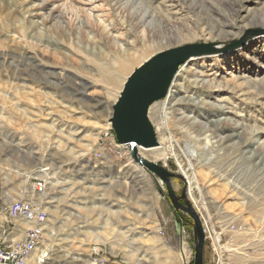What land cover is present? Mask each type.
Instances as JSON below:
<instances>
[{"label": "rangeland", "instance_id": "rangeland-1", "mask_svg": "<svg viewBox=\"0 0 264 264\" xmlns=\"http://www.w3.org/2000/svg\"><path fill=\"white\" fill-rule=\"evenodd\" d=\"M256 28L264 0H0L4 230L6 204L32 200L48 214V264H89L93 249L107 264H193V221L111 146L109 118L151 56ZM223 56L180 66L148 112L160 148L138 153L179 176L178 197L182 172L194 173L199 192L186 198L210 230L203 264H264V35Z\"/></svg>", "mask_w": 264, "mask_h": 264}, {"label": "water", "instance_id": "water-1", "mask_svg": "<svg viewBox=\"0 0 264 264\" xmlns=\"http://www.w3.org/2000/svg\"><path fill=\"white\" fill-rule=\"evenodd\" d=\"M264 35V28L246 30L238 40L229 44L216 43L187 44L161 51L140 64L126 79L109 118L110 127L118 144L126 145L131 160L156 176L166 187L167 198L176 211L188 215L193 221L197 241L194 247L193 264H203L205 243L201 222L191 204L187 201L185 190L176 196L170 179L179 177L170 173L162 165L147 160L138 153V148L158 147L156 132L148 112L150 107L166 98L171 84L183 64L192 58L226 54L244 46L254 38Z\"/></svg>", "mask_w": 264, "mask_h": 264}, {"label": "built area", "instance_id": "built-area-1", "mask_svg": "<svg viewBox=\"0 0 264 264\" xmlns=\"http://www.w3.org/2000/svg\"><path fill=\"white\" fill-rule=\"evenodd\" d=\"M111 146L127 150L126 145L117 143L114 133ZM97 159L102 158L97 153ZM36 194L43 195L46 184L43 179H37L32 184ZM190 198L189 191H186ZM201 222L205 240L210 239L209 227L206 219L191 201ZM5 218L10 221L11 227L5 231L3 223H0V264H48L51 253L48 252L47 243L48 214L39 203L32 200L14 199L9 201L5 207ZM11 236L19 239L10 238ZM101 254V253H100ZM89 264H107L105 258L99 255L97 249L92 250V257Z\"/></svg>", "mask_w": 264, "mask_h": 264}, {"label": "bare ground", "instance_id": "bare-ground-1", "mask_svg": "<svg viewBox=\"0 0 264 264\" xmlns=\"http://www.w3.org/2000/svg\"><path fill=\"white\" fill-rule=\"evenodd\" d=\"M219 55V56H218ZM220 55H222V56H220ZM223 55H225V54H217V55H212V56H203V57H199V58H203V59H207V58H217V57H224ZM199 58H192L191 60H189V61H196V60H198ZM188 61V62H189ZM121 69H122V71H126V70H128V65H123V64H121V67H120ZM170 97V89H169V91H168V94H167V96H166V98H164L165 100H163L162 102H163V104H165V101H166V99H168ZM158 148H160V147H157V148H152V149H143V148H138V150H141V151H144V152H147V151H150V150H154V149H158ZM180 166V165H179ZM180 168V167H179ZM189 171L191 170V168H190V166H189ZM40 171H42V170H40ZM182 171V170H181ZM182 173H184L183 175H184V177L186 178V180H187V183H188V185H189V189H188V191L191 193V190L193 189V187L191 186L192 184H194V188L197 190V192H199V188H198V185H197V180H196V177H195V175H194V173L193 172H190V173H186L185 171H183ZM203 209H205V208H203ZM1 219H2V216L0 217V223H1ZM47 236H48V234H47ZM214 240H216V239H214ZM49 250H50V252H52L51 251V249L49 248L48 249V252H49Z\"/></svg>", "mask_w": 264, "mask_h": 264}, {"label": "crops", "instance_id": "crops-1", "mask_svg": "<svg viewBox=\"0 0 264 264\" xmlns=\"http://www.w3.org/2000/svg\"><path fill=\"white\" fill-rule=\"evenodd\" d=\"M7 220V219H6ZM2 223H3V221H2Z\"/></svg>", "mask_w": 264, "mask_h": 264}]
</instances>
